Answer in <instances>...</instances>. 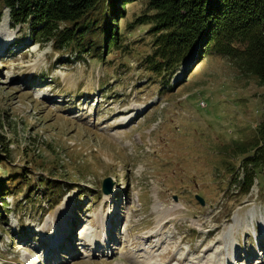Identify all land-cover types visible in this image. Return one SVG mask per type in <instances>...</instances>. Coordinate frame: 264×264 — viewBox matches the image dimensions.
<instances>
[{
    "label": "rangeland",
    "instance_id": "rangeland-1",
    "mask_svg": "<svg viewBox=\"0 0 264 264\" xmlns=\"http://www.w3.org/2000/svg\"><path fill=\"white\" fill-rule=\"evenodd\" d=\"M120 10L111 24L120 39L102 56L12 27L9 8L0 14V46L11 41L0 48V174L15 185L0 202V264H233L231 243L205 262L228 231L242 247L236 264H262L250 215L264 222V172L242 165L264 119V85L205 47L158 73L146 60L148 0ZM54 231L65 240L50 252Z\"/></svg>",
    "mask_w": 264,
    "mask_h": 264
},
{
    "label": "trees",
    "instance_id": "trees-1",
    "mask_svg": "<svg viewBox=\"0 0 264 264\" xmlns=\"http://www.w3.org/2000/svg\"><path fill=\"white\" fill-rule=\"evenodd\" d=\"M129 1L0 0V14L9 8L12 27L27 24L33 34L53 38L55 46L59 43L60 48L71 46L78 53L102 56L101 47L110 51L120 39L121 30L118 33L111 24ZM148 8L150 12L142 18L150 23L154 36L153 53L146 57L153 70L170 74L197 47H205V51L231 57L242 73L256 76L264 85V0H148ZM249 144L252 154H247L246 146H239L247 154L244 174L258 175L264 172V119L258 125L257 139ZM11 181L0 174L2 206L5 195L15 187ZM253 184L251 176L240 186L249 193Z\"/></svg>",
    "mask_w": 264,
    "mask_h": 264
},
{
    "label": "bare ground",
    "instance_id": "bare-ground-1",
    "mask_svg": "<svg viewBox=\"0 0 264 264\" xmlns=\"http://www.w3.org/2000/svg\"><path fill=\"white\" fill-rule=\"evenodd\" d=\"M11 41H9V40H7L3 45H1L0 46V48L1 49H4L5 48V46H6V44H8V43H10ZM178 206H175L174 208L176 209ZM251 216V219L253 220V223L252 222H250L249 221V223H252L253 225H254V230L255 231H258L260 234H258V235H260V236H258L257 237V241L259 242V243H257V246L256 247H258L259 249H263L264 250V222H262V219L263 218H261V219H259V223H257V219H258V217H257V215H256V213H253V214H251L250 215ZM259 216V215H258ZM239 218V217H238ZM119 219V218H118ZM239 219H245L246 220V222L248 223V220H247V218L245 217V218H239ZM166 226V225H165ZM248 226H249V224H248ZM162 228V227H161ZM230 228V227H229ZM241 229V228H240ZM249 229V228H248ZM244 230V229H243ZM207 231V235L209 236V235H215V230L214 229H207L206 230ZM249 231V230H248ZM247 231V232H248ZM106 232V231H105ZM112 230L110 231L109 229H108V231H107V236H106V241H107V243H109V245L110 244H113L112 242L114 241V239L112 238ZM239 232V231H238ZM55 231H54V233L52 234V237L55 235ZM64 233H65V231H64ZM227 234H228V237L227 236H224V234L223 235H221L220 237H218L216 240H215V244H213V245H210V246H208V248H207V250H206V252L207 251H213L212 253L213 254H211V255H209L208 256V258L206 257V261L205 262H209V260L210 259H212V258H217L218 256H221L222 255V252H221V249H216V247H218L217 245L218 244H220V245H222V244H224L225 245V247L227 246V245H229V243H231V246H232V250H233V252H234V258H233V264H236V261L237 260H239V259H241L242 258V247L241 246H239V244H238V240H237V244L235 245L234 244V241H233V236L234 235H232V234H236V231L235 232H226ZM256 233V232H255ZM152 234V233H151ZM158 234V233H157ZM238 234V233H237ZM243 234V233H242ZM47 235V234H46ZM102 235V234H101ZM240 235V234H239ZM57 235H55L54 236V238H52L51 237V240L53 239V241H51V243H49V245H48V247H49V250H50V252L54 249V248H56V247H59L61 244H64V240H65V235L63 234V237H61V238H57L56 237ZM95 236V235H94ZM151 236V235H150ZM157 236V235H156ZM249 236V235H248ZM262 236V237H261ZM104 237V236H103ZM250 237V236H249ZM252 237V236H251ZM260 237H261V239H260ZM245 238V237H244ZM255 238V237H254ZM68 239H70V238H68ZM104 239V240H105ZM253 239V238H252ZM79 241H78V243L81 241L80 239H78ZM241 240V239H240ZM254 240V239H253ZM94 241V240H93ZM92 241V242H93ZM105 242V241H104ZM246 242V241H245ZM261 242V243H260ZM94 243H95V247H97V250L98 249H100L101 247H104L105 246V243L103 244V242H101V241H94ZM94 243H92V244H94ZM236 243V242H235ZM263 243V244H262ZM248 244V243H247ZM158 245V244H157ZM245 245V244H244ZM243 245V246H244ZM249 245V244H248ZM45 246V245H44ZM90 246V245H89ZM246 246V245H245ZM93 247V246H92ZM87 248V247H86ZM248 248H250V247H248ZM229 249H230V247H229ZM228 249V250H229ZM247 249V248H246ZM49 250H46V251H49ZM250 250V249H249ZM252 250V249H251ZM255 250V249H254ZM54 251V250H53ZM248 251V250H247ZM253 251V250H252ZM251 251V252H252ZM248 253V252H247ZM260 254H261V251L259 252ZM259 253H258V255H259ZM228 256H230V254H228ZM264 256V255H263ZM225 257V256H224ZM223 257V258H224ZM261 256H259L258 258H260ZM180 258H182V257H180ZM249 258V257H248ZM226 259H228V257H226ZM255 258L254 257H252V262L253 261H255L254 260ZM181 260V259H180ZM230 260H231V257H230ZM245 260H247V259H245ZM259 260V259H258ZM212 262H214V263H212ZM212 262H210L209 264H220L218 261H215V260H213ZM238 262H240V261H238ZM259 262H261L262 264H263V262H264V257H261V259H260V261Z\"/></svg>",
    "mask_w": 264,
    "mask_h": 264
},
{
    "label": "water",
    "instance_id": "water-1",
    "mask_svg": "<svg viewBox=\"0 0 264 264\" xmlns=\"http://www.w3.org/2000/svg\"><path fill=\"white\" fill-rule=\"evenodd\" d=\"M109 185H111V178H109V177H107V178H105L104 179V181H103V191H104V193H109L110 192V190H109ZM198 198H199V200L201 201V203H203V198H201V197H199L198 196Z\"/></svg>",
    "mask_w": 264,
    "mask_h": 264
}]
</instances>
